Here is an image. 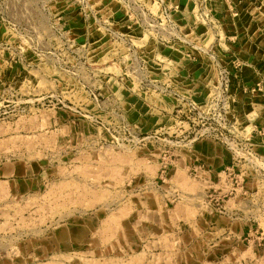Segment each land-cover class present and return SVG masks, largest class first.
Listing matches in <instances>:
<instances>
[{"label": "rangeland", "instance_id": "374dc122", "mask_svg": "<svg viewBox=\"0 0 264 264\" xmlns=\"http://www.w3.org/2000/svg\"><path fill=\"white\" fill-rule=\"evenodd\" d=\"M118 1L0 0V168L10 169L9 176L0 175V260L211 264L204 257L220 254L216 264H264V215L248 225L232 257L220 247L207 248L210 241L223 243L224 234L203 236L192 230L207 211L223 212L226 201L227 208L233 207L232 198L239 201L247 189L264 197V170L249 161V154L258 155L244 148L237 133L226 130L234 131L242 121L234 126L233 118L222 126L212 118L207 109L211 92L205 106L173 96L181 103L176 101V122L168 134H145L123 112L117 119L98 116V111L108 116L118 109L111 101L102 104L106 97L99 87L100 76L114 75L98 71L117 66L118 58L103 57L113 51L111 44L102 54L97 51L105 40L101 17L110 19V3ZM80 18L90 26L86 46L80 40ZM105 27L107 34H115L113 25ZM87 44L92 49L82 59ZM139 57L135 54L126 63L141 90L152 93L142 97L153 102L145 97L173 94L170 88L161 94L146 85L155 81ZM111 67L107 70L114 73ZM67 81L70 88L54 86ZM106 93L112 95L113 88ZM206 129L215 130L213 136L228 133L233 143L226 145L229 162L214 170L215 178L199 171L210 169L207 158L214 151L194 146L209 138L220 142V135H202ZM129 133L134 138H127ZM246 177L255 179L251 186ZM209 201L212 208H206ZM250 203L255 210L256 200ZM262 207L264 211V203Z\"/></svg>", "mask_w": 264, "mask_h": 264}, {"label": "crops", "instance_id": "0c3cea01", "mask_svg": "<svg viewBox=\"0 0 264 264\" xmlns=\"http://www.w3.org/2000/svg\"><path fill=\"white\" fill-rule=\"evenodd\" d=\"M132 1L134 6L130 9L121 1L113 4L109 2L110 9H113L111 18H107L106 21L103 18L106 15L101 17L105 23L101 24L105 40L100 42L97 51L100 55L111 44L113 51L106 52L103 57L111 54L118 58L119 62L117 66H109L115 69L114 73L108 72L109 67L98 69V71L114 75V77L100 76L104 80H101L99 87L104 90V98L106 97L102 104H109L111 101L114 105H118V109L117 112L113 110L108 113L111 114L108 116L104 111H98V116L117 119L118 113L123 112L127 121L138 125L145 134L159 131L168 134L172 128L170 126L176 122V117L172 115L176 112L178 101L172 95L162 96L161 99L154 96L145 97L147 99L153 97V102L142 97L150 92L141 90L137 83L138 78L130 72L131 67L126 63L135 54L146 60L147 73L150 74L151 79H154L153 81L166 84L168 88L178 92L181 97L179 101L186 99L199 106H205L204 103L209 93H212L211 90L217 81L218 67H228L233 73L230 84V94L233 98L230 120L237 119L234 126L238 125L239 121H242V125L239 126L240 129L238 126H233L234 131H230L227 127L226 130L229 133H237L236 137L244 141L245 148H250L251 152L263 159L264 93L259 89L256 90L255 87L259 83H264V0ZM162 7L170 9L169 20L162 17ZM107 10L108 6H105L103 11ZM131 11L133 16H130ZM80 21L83 33L80 40L82 39L83 45L86 46V42H90L87 36L90 26L87 27L88 24L85 25L81 18ZM97 21L101 23L100 19ZM106 23L114 26V36L106 33ZM87 45L88 47L83 50L85 57L82 55V59L90 55L89 50L92 46ZM103 57L100 59H104ZM124 63L126 65H123ZM234 64L239 67L235 69ZM82 72L87 73L88 67H84ZM54 86L70 88L71 84L69 81L56 82ZM111 88H113V94L109 95L106 91ZM252 91H255L257 95ZM196 145H198V151H209L210 153L214 151V156L210 155L207 158L208 163L211 164L210 169L207 166V171H199L206 178L210 173L211 177L215 178L214 170L219 168L223 162L225 164L229 162L228 156L230 158L231 151L223 141L215 142L210 138L209 140L203 139L194 144L195 147ZM9 173V167L0 168V175L3 177L9 176ZM245 180L246 185L251 186L252 184L249 183L255 179L246 177ZM250 191L252 189H247L246 194L241 196L239 201L235 195L232 198L235 201L233 207L227 208L228 201H226L223 212L213 208L214 214H211L212 211H207L199 223L198 221L193 223L195 226L192 230L200 231L203 236L212 234V232L219 235L224 234L223 243H221L222 239L210 241L207 248L213 250L220 247L225 250L227 257H232L237 253L241 246V237L249 230L248 225L254 226L251 223L258 221L259 218L262 219L261 216L264 215L262 211L264 197L257 189L256 193ZM254 200L257 202L255 210L252 209L254 205L250 203ZM211 206L210 202L206 208H212ZM245 224L246 226H243ZM203 225H206L205 228ZM202 227L204 229L201 230ZM220 257V254H211L208 258L204 257V262L208 259L207 262L216 264L214 260ZM13 261L12 259H1L0 264H15Z\"/></svg>", "mask_w": 264, "mask_h": 264}, {"label": "built area", "instance_id": "2783aa9c", "mask_svg": "<svg viewBox=\"0 0 264 264\" xmlns=\"http://www.w3.org/2000/svg\"><path fill=\"white\" fill-rule=\"evenodd\" d=\"M120 1L122 3H125L124 0H120ZM125 6L128 9H130L134 6V2L132 0H126ZM169 12H170L169 8L162 7L161 15L165 20H169V18H170ZM130 16H133L132 11L130 12ZM109 35L114 36L115 34L110 32ZM157 38H159V37H157ZM233 67L235 69H237L239 66L237 64H234ZM232 78H233V73L228 67L219 66L218 67V73H217V81H216L215 87L213 88V91L209 97V99H210L209 103L207 102V109L211 112L212 118H217L218 121L223 123L222 126H226L227 123L229 121H231L230 117L232 118V114H231L232 110L230 108V104H231V101L233 98L231 97L230 92H229V88H230ZM144 82L147 83L146 80ZM141 83H142V81H141ZM146 85L151 87L152 91H154V92L160 91L159 93H161V94H163L164 92H167V89H169L167 87V85L164 86V84H160L157 81L150 82L149 84H146ZM256 87L264 93V83H259L256 85ZM148 90H150V88H148ZM170 91H173V94L169 93L168 95H172L174 97L179 96V98H177V100H181V97L178 94V92H176L172 89H170ZM225 95H228V96L226 97ZM191 105H194V104H191ZM193 109H194V107H193ZM202 120H203V118H202ZM206 130L203 131L202 135H212L211 132L214 133V131H215V130H212L209 132L208 130L207 131ZM107 131L109 133H112L110 130H107ZM219 135L221 136V141H223L227 146H230V144H233V143L229 142L230 141L229 138L223 133H220V132H219V134L216 133V134H214V136L212 135V137L217 139L219 137ZM112 138H113L112 140L117 145H119L118 141H120V139L116 138L115 135L112 136ZM127 138H134V137L129 133L127 135ZM244 148H245V146H244ZM249 155L251 156L249 159L250 163L253 164L254 167H256L257 169L264 170V168H262V167H264V159L255 156L253 153H251ZM252 155H254V156H252Z\"/></svg>", "mask_w": 264, "mask_h": 264}]
</instances>
